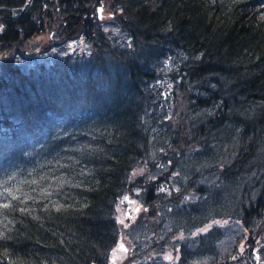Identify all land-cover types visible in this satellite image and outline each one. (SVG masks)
<instances>
[{
  "label": "trees",
  "instance_id": "1",
  "mask_svg": "<svg viewBox=\"0 0 264 264\" xmlns=\"http://www.w3.org/2000/svg\"><path fill=\"white\" fill-rule=\"evenodd\" d=\"M74 40L84 50L64 52ZM167 74L165 102L181 94L184 126L153 113L162 95L150 85ZM183 136L193 163L176 151ZM165 176L179 178L182 195L164 194L156 182ZM4 181L32 199L22 213L8 197L0 264H113L116 210L132 185L147 206L126 228L135 244L128 264H257L264 0H0ZM182 184H192L191 198ZM223 228L229 243L220 250ZM239 246L245 263L235 260Z\"/></svg>",
  "mask_w": 264,
  "mask_h": 264
},
{
  "label": "rangeland",
  "instance_id": "2",
  "mask_svg": "<svg viewBox=\"0 0 264 264\" xmlns=\"http://www.w3.org/2000/svg\"><path fill=\"white\" fill-rule=\"evenodd\" d=\"M99 8H100V11H98V13L101 14V11L103 10V8L98 7V9ZM113 30L116 31V29H113ZM74 50H79V51L84 50L83 42L78 43V42H76V40L70 41V43L67 44V47L64 48V52H66V51L72 52ZM178 62H179V59L176 56L174 58L172 57V58L166 60V63H165V66L167 68L166 73L174 70L173 67H176L177 66L176 63H178ZM158 77L160 79L156 80V82H152V85H150L154 89V94L158 93L159 95H162L161 98H158L156 96L157 97V100H156L157 105L153 106L154 107L153 113L154 114L157 113L156 115L159 119L158 120L159 123H161V120L163 119L166 122L171 121V127H172L173 123H177V122L184 126L183 115H185L187 112L185 109L186 104L184 103V98L183 97L180 98V96H181V94H180L177 97H175L174 104L171 103L173 105L167 106V100L165 102V99L167 98V93L170 92L169 87H171V85H169V84L171 83V77L169 74H167V77L163 76V75H160ZM175 119H177V122L175 121ZM159 130H162V128L159 129V128H156V126H155L154 131L158 132ZM185 141H186L185 136L180 137L179 140L177 138V142L179 144V149H176V151L180 150L177 153H182L185 155L188 153V155H186V157L193 155L190 158H188L193 163L198 154L195 155L196 151H193V145L192 144L189 145L188 144L189 142H185ZM185 163H186V160L183 162V165ZM140 170L142 172L144 170V168H141ZM161 171H160V173H161ZM142 174L144 177V172H142ZM184 174L186 175V172ZM174 178L175 177L171 178V177L165 176L164 178H161L159 180V182H156V184L160 186V189L163 190L165 195H167V194L169 195L170 193L175 192L174 194L176 197V195H178L179 193L184 192L183 190L178 189V186L175 183L176 181L179 182V178L176 177V181L174 180ZM144 182H145V180H144ZM166 186H167V188H166ZM181 187L185 190L184 194L186 196H190L188 189L190 187H192V184H187V185L182 184ZM163 188H165V190ZM186 190H188V191H186ZM138 195H139V191L136 188V186H134V185L130 186L126 190V192L123 194V199H122L121 203L119 204V206L117 207L116 213H117L118 221H119L118 226H120V229H121V232H120L121 236L118 239V241L115 245V248L113 249V254L111 256V260H112L113 264H128L129 263V262L127 263V260L129 259L128 258V252L131 248L134 249V247H135V244L132 243L127 237L126 228H129L138 222H142V220H143L144 216L141 215L142 210H143V207L147 206V205H144L141 203V201L138 199ZM179 195H182V194H179ZM191 197L192 196H190L189 198H191ZM199 198L204 200L205 194L202 192L201 196ZM127 212L129 213V218H127V216H126ZM147 221H149V220L147 219ZM122 222H123V224H122ZM219 223H221V222H219ZM205 228H206V226L203 227L202 230H204ZM227 232L228 231L225 228H223L222 232H220L222 235L221 236L222 241H221L220 250L224 249L226 247L225 244L228 245V243H229V237H228V234H226ZM154 237H156V234H154L153 238ZM224 241H225V244H224ZM141 243L146 244L145 242L144 243L141 242ZM121 245H123V248H121ZM157 249H154V250H157ZM154 250H152L151 252H153ZM167 252H169V251H167ZM240 252H241V248L239 246L238 252H237L238 255L235 257V260L236 261L238 260L239 263H242V262H244V260L242 259ZM164 257L169 258L170 255L166 254V256H164ZM256 257H257V259H256L257 264H264V256L258 255ZM176 258H175V256L172 257V259H176Z\"/></svg>",
  "mask_w": 264,
  "mask_h": 264
},
{
  "label": "snow or ice",
  "instance_id": "3",
  "mask_svg": "<svg viewBox=\"0 0 264 264\" xmlns=\"http://www.w3.org/2000/svg\"><path fill=\"white\" fill-rule=\"evenodd\" d=\"M12 179H14V177H9V180H12ZM43 179H45V177H41V180ZM56 179L61 181V187H62L64 183L63 178L58 177ZM30 183L35 185V184H38V181L32 180ZM54 183H56L55 180H53L49 184V187H51L52 184ZM8 185H9V181L0 182V190H2L0 191V217L6 216L7 210L14 207L13 205H11L10 201L8 200V197H10L12 201H18L20 205H25L24 207L16 208V210L22 213L30 212L31 210L27 207V204H28V201L32 199V197L27 194H23V196L17 195L16 193L20 192V189L17 188L15 192H13ZM33 191H35V189H33ZM51 195L52 193L48 191L47 188L41 189V196L47 198V197H50ZM49 203H55V202L48 201V203H45L43 205L45 209L48 207ZM59 207L60 205L57 204V210H59ZM3 238H5V232L3 230H0V239H3ZM121 248H123V245H121Z\"/></svg>",
  "mask_w": 264,
  "mask_h": 264
},
{
  "label": "water",
  "instance_id": "4",
  "mask_svg": "<svg viewBox=\"0 0 264 264\" xmlns=\"http://www.w3.org/2000/svg\"><path fill=\"white\" fill-rule=\"evenodd\" d=\"M28 1H29V0H28ZM25 5H26V4H25ZM23 10H24V9H23ZM23 10H22V11H23ZM98 11H100V8L98 9ZM98 14H99V13H98ZM17 16H19V14H18V15H16L15 17H17Z\"/></svg>",
  "mask_w": 264,
  "mask_h": 264
},
{
  "label": "bare ground",
  "instance_id": "5",
  "mask_svg": "<svg viewBox=\"0 0 264 264\" xmlns=\"http://www.w3.org/2000/svg\"><path fill=\"white\" fill-rule=\"evenodd\" d=\"M25 9V8H24ZM48 37V36H47ZM48 41V40H47Z\"/></svg>",
  "mask_w": 264,
  "mask_h": 264
}]
</instances>
